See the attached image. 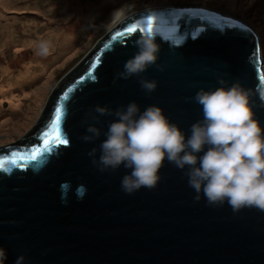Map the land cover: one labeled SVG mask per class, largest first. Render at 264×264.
Listing matches in <instances>:
<instances>
[{
  "label": "water",
  "instance_id": "obj_1",
  "mask_svg": "<svg viewBox=\"0 0 264 264\" xmlns=\"http://www.w3.org/2000/svg\"><path fill=\"white\" fill-rule=\"evenodd\" d=\"M147 13L178 17V34L183 36L180 45L157 36V63L164 70L152 65L140 74L157 80L151 93L140 87L139 76L117 78L137 51L134 42L141 32L112 40L116 32L146 19ZM215 13L168 7L125 20L64 75L35 127L21 140L0 147V157L13 151L26 154L42 143L56 108H63L67 146H57L24 168L7 164L8 170L0 169V247L7 252L5 264H15L21 255L23 264H264V211L246 207L233 212L227 203L209 206L203 194L195 200L184 170L167 160L155 188L126 194L120 181L129 170L121 166L101 172L88 155L93 147L99 148L115 117L100 115V138L82 139L88 124L97 123L89 119L96 105L115 109L133 100L141 110L150 104L161 106L187 133L202 118V106L193 99L196 91L216 87L220 78L253 90L254 116L264 126V102L255 94L264 84L256 38L240 23ZM81 188L86 189L82 198Z\"/></svg>",
  "mask_w": 264,
  "mask_h": 264
},
{
  "label": "clouds",
  "instance_id": "obj_2",
  "mask_svg": "<svg viewBox=\"0 0 264 264\" xmlns=\"http://www.w3.org/2000/svg\"><path fill=\"white\" fill-rule=\"evenodd\" d=\"M129 12L128 7L114 10L104 25L106 30L110 32L123 23ZM134 47L137 51L125 61L117 78L139 76L140 87L151 93L157 88V80L140 74L152 65L164 70V65L157 63L160 44L155 30L142 31ZM38 52L47 56L49 44L42 41ZM253 94V90L244 88L239 81L228 83L223 78L218 79L214 88H199L193 99L202 106V118L193 122L187 133L157 104L143 110L134 100L115 109L96 105L89 119L97 123L88 124L82 139L90 142L100 138L102 130L97 126L100 115L115 117L108 122L99 148L93 147L88 155L101 172L116 171L121 166L129 170L120 181L126 194L141 187L155 188L160 180L159 170L167 160L184 170L195 200L199 201L203 194L209 206L227 203L233 212L246 207L264 211V126L254 116ZM255 94L264 102V84ZM85 191L80 189L81 198ZM6 260L7 252L0 247V264ZM23 260L21 255L15 264H23Z\"/></svg>",
  "mask_w": 264,
  "mask_h": 264
},
{
  "label": "rangeland",
  "instance_id": "obj_3",
  "mask_svg": "<svg viewBox=\"0 0 264 264\" xmlns=\"http://www.w3.org/2000/svg\"><path fill=\"white\" fill-rule=\"evenodd\" d=\"M27 1H23L22 4H29L30 6L35 4L37 8L31 9L30 11L22 9L16 15L11 14L9 10V19L11 16H15V19L11 21H15L16 23L14 27L17 30L18 39L28 37V30L23 29V23L27 24L33 19L39 26L41 22L45 23L41 18L45 19L49 17L55 22L53 15L60 12V6L63 2L67 9H69L73 2L79 3L80 0H45L43 3L37 2V0H30V3ZM125 3L131 6L127 19L154 7L163 8L168 6L181 9L205 7L220 15L226 14L237 23L250 26L256 38L258 63L260 64L259 69L261 75H264V0H82L80 2L81 7L79 13L70 11L67 13H70L69 21L81 20L82 30L84 32L81 36L85 38L84 42L80 46H74L67 53L65 52L63 55L57 57L53 63L48 65L47 73L49 77L46 73L43 78L40 77L36 82H33L34 88L32 90H27V93H21L23 98L21 101L23 103L21 109H17L16 112L11 113L8 105L11 102L10 98L7 100L4 97L0 98V112L2 109H6L4 114H0V125H2L0 126V147L21 140L35 127L50 94L64 75L81 62L82 56L90 53L99 44L100 39H103L106 34H109V30H106L104 25L107 24L110 14ZM39 8H43V12H40ZM44 8H49L50 11L44 12ZM91 19L94 26H89ZM11 21H2L0 24V91L9 90L8 86H5L7 83L6 78L15 77L19 69L31 65L29 64V59L35 52L39 53L35 51V46L3 45V42L6 41V30L9 29L11 31L12 29ZM88 27L89 30L86 29ZM45 31V29L38 27L37 33H33L32 35L40 37L44 41L45 36L43 35ZM49 49L50 54L55 50L53 45H49ZM14 64L17 65L13 66ZM33 64L37 66L36 63ZM6 65L9 66V70L5 68ZM18 85L17 89L19 90L23 89L25 84L20 82ZM29 102L32 105H28ZM23 110L27 113L22 118H19ZM3 115L7 117L4 119ZM7 118L12 121L11 125L13 123L12 126L10 125L11 127L2 124V120H6Z\"/></svg>",
  "mask_w": 264,
  "mask_h": 264
},
{
  "label": "bare ground",
  "instance_id": "obj_4",
  "mask_svg": "<svg viewBox=\"0 0 264 264\" xmlns=\"http://www.w3.org/2000/svg\"><path fill=\"white\" fill-rule=\"evenodd\" d=\"M23 1L25 0H0V24L2 23V21L10 22L11 20L15 19V16H11V18L9 19L8 17L9 10L11 11V14L16 15L17 12L22 9H27L28 11H30L31 9L37 8L35 4H32L31 6L29 4H22ZM29 1L30 0H28L27 2L30 3L31 1L30 2ZM43 1L45 0H37V2H42V3ZM80 2H82V0H80L79 3L73 2L72 5H70L71 7L69 9H67V7L65 6V3L63 2L62 5L60 6V12L55 13L53 15V19H55V22L51 19V17H49L45 19L41 18L44 20L45 23L41 22V25L39 26L37 25L36 21H34L33 19L30 20L27 24L23 23V29L28 30V34H27L28 37H25L24 39L17 38V30L14 27L16 23L15 21H11L12 29L11 31L9 29L6 30V33H7L6 41L3 42V45L11 44L14 46L16 45L35 46L36 47L35 51L38 52V47H39V44L42 42V40L40 39V37H35L32 34L37 33V28L40 27V29L46 30L44 32L45 34L43 35L45 36L44 41H46L49 45H53V48L55 49L54 52L51 54L49 53L48 56H42L39 53L35 52L33 56L29 59L30 61L29 64L31 65L23 69H19L15 77L6 78L7 83L5 84V86L6 87L8 86L9 90L0 91V98L4 97L5 100L10 98L11 102L8 103V105H9V110L11 113H14L16 112L17 109L22 108L23 103L21 101L23 100V98H22L21 93H27V90H32L34 88L33 82H36L38 79H40V77L43 78V76L46 75L48 65L53 63L57 57L63 55L65 52L67 53L68 51H70L74 46L78 47L84 42L85 38H82L81 36L84 33L82 30L81 20L77 19L75 21L73 20L69 21L70 13H67L69 11L73 13H79V9L81 7ZM121 7L131 8V6L126 3L122 4L119 8ZM156 8L158 7H154L152 9H156ZM191 8H194V7H191ZM196 8H203V9L209 10L205 7H196ZM44 9H45L44 12L50 11L49 8H44ZM39 11L43 12V8H39ZM224 16L226 19L229 18V16H227L226 14H224ZM90 24H92V19L89 25ZM242 26L252 31V28L250 26H246V25H242ZM86 29L89 30V27ZM54 53L55 55H53ZM88 54L89 53H87L86 55H83L82 60L85 59ZM33 63H36L37 66H34ZM16 65L17 64H14L13 66H16ZM5 68L9 70L8 65H6ZM20 82H22V84H25V85L23 89L18 90L17 87L19 86L18 83ZM30 104L32 105V103L29 102L28 105ZM5 111L6 109H2L0 114H4ZM26 113L27 112L23 110L20 113L19 118H22ZM3 116H4V119L7 117L6 115H3ZM4 119L2 120L3 122L1 121L2 124L10 126L12 121L8 118L6 120Z\"/></svg>",
  "mask_w": 264,
  "mask_h": 264
},
{
  "label": "snow or ice",
  "instance_id": "obj_5",
  "mask_svg": "<svg viewBox=\"0 0 264 264\" xmlns=\"http://www.w3.org/2000/svg\"><path fill=\"white\" fill-rule=\"evenodd\" d=\"M147 13L146 19L144 20H137L136 23L131 24L130 27L125 29L124 31H118L115 35L112 36V40L116 41L121 36H128L130 33L145 30H155L157 36L162 38L163 41L171 42L176 45H180L183 42V36L178 34L179 25L176 23L178 17L173 18L169 16L168 19L164 18V14L160 13ZM223 19V17H221ZM211 24H215V19L210 21ZM225 25L228 26V21H224ZM242 26V25H241ZM200 30L193 32L192 38L196 39L197 35L199 34ZM105 48H108L109 45L105 44ZM97 63H99V59H97ZM96 64L92 65L94 69ZM88 76L91 77L93 80L95 76L90 71ZM84 79V77H82ZM261 82H264V75L261 76ZM71 91V90H70ZM64 99H67V94H65ZM64 112L62 107H57L55 110V118L51 121L48 125V129L43 132L41 136L42 143L38 146H34L30 149L29 152L26 154L20 153L18 151L11 152L10 155H4L0 157V169H6L7 164H12L19 168H24L26 164L38 161L42 157L45 156L46 153H51L54 148L60 145L67 146L70 141L66 138L64 130L62 128V120H63Z\"/></svg>",
  "mask_w": 264,
  "mask_h": 264
},
{
  "label": "trees",
  "instance_id": "obj_6",
  "mask_svg": "<svg viewBox=\"0 0 264 264\" xmlns=\"http://www.w3.org/2000/svg\"><path fill=\"white\" fill-rule=\"evenodd\" d=\"M119 28H120V26L116 30H118Z\"/></svg>",
  "mask_w": 264,
  "mask_h": 264
}]
</instances>
